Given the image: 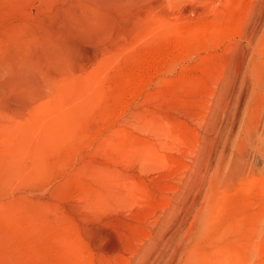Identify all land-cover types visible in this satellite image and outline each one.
<instances>
[{
    "label": "rangeland",
    "instance_id": "rangeland-1",
    "mask_svg": "<svg viewBox=\"0 0 264 264\" xmlns=\"http://www.w3.org/2000/svg\"><path fill=\"white\" fill-rule=\"evenodd\" d=\"M263 73L264 0H0V264H264Z\"/></svg>",
    "mask_w": 264,
    "mask_h": 264
},
{
    "label": "bare ground",
    "instance_id": "bare-ground-1",
    "mask_svg": "<svg viewBox=\"0 0 264 264\" xmlns=\"http://www.w3.org/2000/svg\"><path fill=\"white\" fill-rule=\"evenodd\" d=\"M263 74H264V73H263ZM263 74H262V76H263ZM259 75H260V74H259ZM257 81H258V83H260V82H263L264 79L258 77V78H257ZM263 84H264V83H263ZM263 84H262V85H263ZM258 85H259V84H258ZM260 85H261V84H260ZM260 89H261V88H260ZM261 92H262V91H261ZM243 178H244V177H243ZM243 178H241V179H243ZM244 181H245V180H244ZM245 182H246V181H245ZM228 183H229V182H228ZM223 186H224V185H223ZM212 187H213V186H212ZM242 187H243V186H242ZM218 189H219V187L217 188V190H218ZM215 191H216V190H215ZM218 191H219V190H218ZM243 191H244V190H243ZM231 193H232V192H231ZM212 195H213V194H212ZM212 195H211V196H212ZM216 197H217V196H216ZM218 198H219V197H218ZM212 200H213V199H212ZM219 201H220V200H219ZM209 203H210V202H209ZM209 203H208L207 205H209ZM214 203H215V202H214ZM217 203H218V202H217ZM221 206H222V205H221ZM210 207H211V206H210ZM214 207H215V205H214ZM214 207H213L212 209H215ZM217 209H218V208H217ZM207 210H208V208H207ZM203 212H204V211H203ZM210 212H211V211H210ZM207 215H208V214H207ZM209 215H210V214H209ZM207 217H208V216H207ZM214 219H215V218H214ZM211 220H212V219H211ZM206 221H207V220H205V222H206ZM203 222H204V221H203ZM212 223H213V220H212ZM200 224H201V223H200ZM202 225H203V224H202ZM202 225H201V226H202ZM204 225H205V224H204ZM210 225H211V224H210ZM210 225H208V226H210ZM199 226H200V225H199ZM204 228H205V227H204ZM204 228H203V229H204ZM206 228H209V227H206ZM205 230H206V229H205ZM208 231H209V230H208ZM210 231H211V230H210ZM203 233H204V232H203ZM222 233H223V232H222ZM193 237H194V236H193ZM201 238H202V237H201ZM211 242H212V241H211ZM215 243H216V242H215ZM210 244H211V243H210ZM196 245H197V244H196ZM215 245H216V244H215ZM182 246H183V245H182ZM182 246H181V247H182ZM197 247H198V245H197ZM215 249H216V248H215ZM185 250H186V249H185ZM185 250H184V251H185ZM187 250H189V249H187ZM187 250H186V252H188ZM189 252H190V250H189ZM191 253H192V254H189V255H188V258H187L188 261H190V262H192V261L194 260V259H193V257H194V251H192ZM175 254H176V253H175ZM184 254H186V253L184 252ZM208 254H209V253H208ZM180 257H181V256H180ZM183 257H184V256H183ZM215 257H216V256H215ZM178 258H179V257H178ZM205 258H206V257H205ZM182 259H183V258H182ZM182 259L180 260L181 262H183V260H184V259H183V260H182ZM210 259H212V258H210ZM197 260H198V259H196V261H197ZM188 261H187V262H188ZM207 261H208V260H207ZM214 261L217 262L216 259H214ZM173 262H174V261H173ZM177 262H179V261H177ZM177 262H176V263H177ZM210 262H211V260H210ZM215 262H214V263H215ZM198 263H199V262H198ZM214 263H213V264H214ZM221 263H222V262H221ZM179 264H180V263H179ZM186 264H187V263H186ZM190 264H191V263H190ZM216 264H218V262H217Z\"/></svg>",
    "mask_w": 264,
    "mask_h": 264
}]
</instances>
